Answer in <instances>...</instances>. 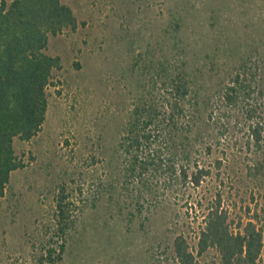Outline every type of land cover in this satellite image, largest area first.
I'll return each instance as SVG.
<instances>
[{
	"label": "rangeland",
	"instance_id": "1",
	"mask_svg": "<svg viewBox=\"0 0 264 264\" xmlns=\"http://www.w3.org/2000/svg\"><path fill=\"white\" fill-rule=\"evenodd\" d=\"M62 2L71 7L78 27L49 37L47 53L61 57L62 69L47 89L46 121L31 141H14L26 166L12 173L0 196V264H38L43 249L62 242L53 236L62 189L77 206L78 221L55 264H151V254L170 264L179 234L196 264H215L216 254L198 256L196 243L204 209L217 190L234 226L257 213L264 229V183L246 177L248 160L232 144L227 154L217 151L229 158L221 179L208 178L197 190L137 207L131 198L109 199L97 192L95 182L105 173L91 161V154L109 150L116 141L134 57L149 49L172 20L181 21L183 36L212 75L211 83L250 61L264 87V0Z\"/></svg>",
	"mask_w": 264,
	"mask_h": 264
},
{
	"label": "trees",
	"instance_id": "2",
	"mask_svg": "<svg viewBox=\"0 0 264 264\" xmlns=\"http://www.w3.org/2000/svg\"><path fill=\"white\" fill-rule=\"evenodd\" d=\"M77 27L62 0H0V196L12 173L26 166L15 152V139L31 141L46 121L47 89L62 69L61 57L47 53L49 37ZM248 62L211 83L212 75L183 36L181 21L172 20L126 73L129 102L116 141L109 150L91 154L92 164H101L105 173L95 182L97 192L109 199L131 198L137 207L187 188L197 190L208 178L221 179L229 158L217 151L227 154L231 144L248 160L246 177L264 183V87L258 69ZM61 194L53 236L62 242L43 249L38 264L61 259L65 238L78 221L77 206L63 189ZM259 223L255 213L234 226L217 190L204 209L197 255L213 251L215 264H261L264 229ZM171 256L170 264H196L183 234L174 238ZM150 259L162 264L153 254Z\"/></svg>",
	"mask_w": 264,
	"mask_h": 264
}]
</instances>
